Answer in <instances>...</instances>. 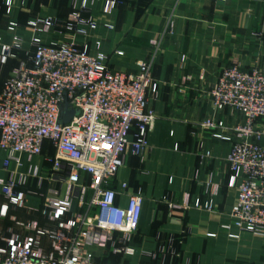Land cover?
I'll return each mask as SVG.
<instances>
[{"label":"crops","instance_id":"obj_1","mask_svg":"<svg viewBox=\"0 0 264 264\" xmlns=\"http://www.w3.org/2000/svg\"><path fill=\"white\" fill-rule=\"evenodd\" d=\"M110 1L14 0L12 11L6 13V0H0V38L11 42L18 35L23 41L20 49H13L14 57L0 61V90L27 53L33 54L36 36L46 43L87 44L92 54H107L113 69L127 73H136L140 60L153 62L148 96L149 107L157 115L155 126L143 153L129 152L112 183L118 191L117 204L123 207L129 192H141V218L128 243L115 232L107 246H88L94 263L264 264V235L233 227L231 232L239 235L234 238L222 228L232 223L231 209L238 196L227 161L232 142L213 136L216 129L201 126L208 118L222 120L225 134H230L234 126L245 123L236 108L214 109L210 90L224 67L264 68V0H116L113 9ZM77 10L97 21L87 36L66 28L59 34L58 27L39 32L31 24L47 16L66 24ZM11 22L17 23L15 29L9 28ZM260 126L264 127V120ZM133 139L134 129L129 135ZM206 150L210 157L203 158ZM55 153L46 141L42 156L24 157L25 168L50 166L48 157ZM31 188L37 190L34 181ZM4 203L0 201V209ZM29 205L33 209L9 205L0 219L15 216L49 228L56 225L37 196L31 197ZM125 245L133 252L115 251ZM40 247L46 254L56 253L49 234Z\"/></svg>","mask_w":264,"mask_h":264},{"label":"built area","instance_id":"obj_2","mask_svg":"<svg viewBox=\"0 0 264 264\" xmlns=\"http://www.w3.org/2000/svg\"><path fill=\"white\" fill-rule=\"evenodd\" d=\"M13 3L6 0V13L12 11ZM117 4L111 0L110 9ZM31 24L39 32L58 27L59 34L66 28L87 36L97 21L82 17L77 10L66 24L51 16ZM16 26L11 22L9 28ZM22 42L18 35L11 42L0 38L1 63L14 57L13 49H20ZM32 44L33 54L27 53L0 90V195L8 203L0 209V215H7L9 205L33 209L29 201L37 196L56 225L37 228L35 221L34 233L24 238L13 230H0V242L4 243L0 245V264H96L87 247L107 246L115 232L128 243L141 218V192H129L123 207L117 204L118 191L112 183L129 152L143 153L155 126L157 115L149 107L148 96L154 79L153 62L140 60L138 71L127 73L113 69L107 54H92L87 44L63 40L46 43L38 36ZM210 102L216 110L236 108L246 118L230 134H225L222 120L208 118L201 123L202 127L216 129L213 136L232 142L227 161L238 196L231 209L233 221L222 224V228L234 238L239 235L231 232L233 227L262 236L264 127L260 124L264 120V68L224 67L210 90ZM66 104L77 113L64 123ZM133 129L134 139L130 141ZM46 141L56 150L48 157L51 165L25 168L24 157L42 156ZM210 154L206 150L202 157ZM32 181L37 190L31 188ZM54 183L56 186H52ZM123 187L127 188V183ZM205 206L212 208L211 203ZM46 234L52 236L57 254H46L40 247ZM115 251L132 253L133 249L125 245Z\"/></svg>","mask_w":264,"mask_h":264},{"label":"rangeland","instance_id":"obj_3","mask_svg":"<svg viewBox=\"0 0 264 264\" xmlns=\"http://www.w3.org/2000/svg\"><path fill=\"white\" fill-rule=\"evenodd\" d=\"M0 201H5V203L8 204L6 198L2 195H0ZM35 221L36 220H32V219H27V220L26 219H0V230L10 229V230L15 231L16 227H17L18 230H16L17 231L16 233H18L20 238H22L23 232L26 233L25 236H27V234H29L30 232L33 231L32 225H33V222H35ZM36 222H37V228H44L45 227V226H41L39 221H36ZM22 223H24V224H22ZM31 234H33V233H31Z\"/></svg>","mask_w":264,"mask_h":264},{"label":"water","instance_id":"obj_4","mask_svg":"<svg viewBox=\"0 0 264 264\" xmlns=\"http://www.w3.org/2000/svg\"><path fill=\"white\" fill-rule=\"evenodd\" d=\"M77 111L75 109H69L68 104L65 105V110L63 114V122L67 123L71 120L74 114H76Z\"/></svg>","mask_w":264,"mask_h":264}]
</instances>
